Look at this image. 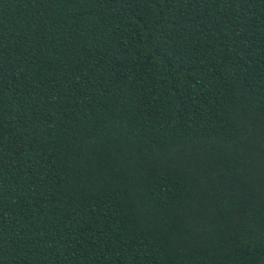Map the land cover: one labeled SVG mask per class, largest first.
<instances>
[{
  "label": "trees",
  "instance_id": "obj_1",
  "mask_svg": "<svg viewBox=\"0 0 264 264\" xmlns=\"http://www.w3.org/2000/svg\"><path fill=\"white\" fill-rule=\"evenodd\" d=\"M0 264H264V0H0Z\"/></svg>",
  "mask_w": 264,
  "mask_h": 264
}]
</instances>
